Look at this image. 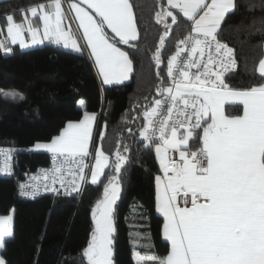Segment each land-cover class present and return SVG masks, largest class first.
I'll list each match as a JSON object with an SVG mask.
<instances>
[{
    "label": "snow or ice",
    "instance_id": "1",
    "mask_svg": "<svg viewBox=\"0 0 264 264\" xmlns=\"http://www.w3.org/2000/svg\"><path fill=\"white\" fill-rule=\"evenodd\" d=\"M236 9V0H161L157 5L155 17L164 31L154 59L157 67L165 64L167 83L160 77L159 98L144 108L139 143L154 152L159 165L155 207L170 251L165 257L135 252L136 264H264V82L230 86L226 76L236 65L235 51L219 38L225 17ZM5 20L11 45L27 48L48 41L86 56L104 85H122L134 72L133 59L118 46L135 48L139 39L130 0H45L22 10L21 21L14 14ZM181 23L185 34L165 63V42L172 26ZM0 50L8 55L13 49L0 41ZM258 71L264 80V59ZM0 96L24 99L15 91L0 90ZM79 105L86 102L81 99ZM237 108L242 113L232 114ZM96 124L97 114L85 111L83 119L68 122L50 142L34 145L52 155L53 168L44 174L46 191L69 196L79 194L89 176L92 184L98 182L110 156L102 147L104 132L100 144L93 139ZM190 141L198 145L195 150ZM122 147L112 161L116 173L130 159L131 149ZM7 159L0 172L11 174ZM19 188L21 196L35 198L40 192L34 184ZM120 194L114 178L92 209L94 226L82 250L87 264H114ZM11 222L12 216H0V250L6 238L14 237ZM146 238L149 243L142 247L151 248ZM0 264H7L2 255Z\"/></svg>",
    "mask_w": 264,
    "mask_h": 264
},
{
    "label": "trees",
    "instance_id": "2",
    "mask_svg": "<svg viewBox=\"0 0 264 264\" xmlns=\"http://www.w3.org/2000/svg\"><path fill=\"white\" fill-rule=\"evenodd\" d=\"M42 2L45 0H0V41L4 40L6 15L14 14L20 21L22 10ZM130 2L139 39L133 42L135 48L118 45L134 61V72L122 85L102 84L91 59L61 46L21 49L14 45L8 55L0 50V90L24 97L6 100L0 96V146L16 149L12 174L0 175V216L14 209V237L6 238L1 250L7 264H87L82 250L94 226L92 209L114 178L121 187L114 214V264H136L133 249L155 257H165L169 252V242L162 235L163 218L155 207L159 165L154 152L139 143V131L145 126L144 108L159 98L156 89L160 77L167 83L165 64L157 67L154 59L164 31L155 17L161 0ZM236 3L235 14L225 17L219 38L237 50L238 67L226 76V82L243 89L264 82L258 71L264 56V0ZM172 27L174 31L162 50L165 63L175 51L176 40L185 34L183 23ZM81 99L86 102L84 107L79 105ZM85 111L98 114L93 139L100 144L99 133L103 131L102 147L110 156L101 178L96 184L90 182L81 195L22 198L21 180L49 164L48 152L31 148L51 140L69 121L81 119ZM241 112L242 108L232 110V114ZM122 145L131 149L127 153L130 159L116 173L112 161L118 148L123 152ZM190 146L198 147L192 141ZM146 237L151 238V248L142 247L149 243Z\"/></svg>",
    "mask_w": 264,
    "mask_h": 264
},
{
    "label": "built area",
    "instance_id": "3",
    "mask_svg": "<svg viewBox=\"0 0 264 264\" xmlns=\"http://www.w3.org/2000/svg\"><path fill=\"white\" fill-rule=\"evenodd\" d=\"M220 40L224 43H227L228 46L233 48L235 51L236 65L229 72V73H231V72L235 71L238 67L237 50L233 45L229 44L225 40H222V39H220ZM145 125H146V121H145ZM195 149L196 148H194L193 150H195ZM15 154H16V149L14 147L0 146V166H3V164L5 163V157H8L7 163L10 165V173L11 174L13 172ZM89 163L92 165L94 163V160H92L91 156L89 157ZM52 168H53V161H52V155L50 154L49 164L46 166H41V167L37 168L35 171L27 173L25 175V177L21 180L20 185L21 184H26V185H33L34 184V185H36L40 189V192L37 196H35V198L42 196V195L54 194L51 191L45 190V185H47L49 183V181L44 179L45 172L52 169ZM3 174H5V173L0 172V175H3ZM7 175H10V174H7ZM90 182H91V180H90V176H89L88 183L86 185L82 186V190L79 192V194H72V195H81ZM57 187H59V185H57ZM19 193H20V188H19ZM54 195H56V194H54ZM21 197L24 199H34L32 197H29V196H21Z\"/></svg>",
    "mask_w": 264,
    "mask_h": 264
},
{
    "label": "crops",
    "instance_id": "4",
    "mask_svg": "<svg viewBox=\"0 0 264 264\" xmlns=\"http://www.w3.org/2000/svg\"><path fill=\"white\" fill-rule=\"evenodd\" d=\"M29 18H30V14H29ZM21 21V20H20ZM17 22H19V21H17ZM24 39L26 40V41H30V36L27 34V33H25V36H24ZM10 40H11V38L7 35V32H6V27H5V32H4V42L6 43V44H8L9 46H14V45H11V43H10ZM44 44H52V45H55V44H53V43H50V42H48V41H45V43ZM44 44H41V45H44ZM16 45H18L19 46V44H16ZM41 45H29V47H27V48H21L20 46V48L21 49H28V48H33V47H37V46H41ZM56 46H59V45H56ZM62 47V46H61ZM123 49V48H122ZM68 50V49H67ZM124 50V49H123ZM125 51V50H124ZM262 59H264V56H263V58ZM96 68V67H95ZM97 70V69H96ZM98 73V72H97ZM99 78H100V80L102 79L100 76H99ZM131 78V77H130ZM130 80V79H129ZM128 80V81H129ZM125 82H127V81H125ZM226 112H227V110H226ZM90 113H93V112H90ZM242 113V112H241ZM241 113H239V114H241ZM239 114H235V115H239ZM81 119H83V117L81 118ZM81 119H79V120H81ZM79 120H75V121H69V122H76V121H79ZM97 121H98V114H97ZM97 125V124H96ZM66 126H67V124H66ZM65 126V127H66ZM64 127V128H65ZM105 127V126H104ZM104 127H103V130H104ZM63 128V129H64ZM95 129H96V127H95ZM95 129H94V134H95ZM60 134V133H59ZM58 134V135H59ZM57 136V135H56ZM93 137H94V135H93ZM54 138V137H53ZM51 140H49V141H44V142H37V143H47V142H50ZM32 150H34V151H44V150H35V148H34V146L31 148ZM44 152H46V151H44ZM93 166H94V163H93ZM93 170H94V168H93ZM159 174H160V172H159ZM101 178V177H100ZM12 223H13V220H12ZM11 226L13 227V225L11 224ZM163 235V234H162ZM170 251V250H169ZM0 255H2L1 254V250H0Z\"/></svg>",
    "mask_w": 264,
    "mask_h": 264
},
{
    "label": "rangeland",
    "instance_id": "5",
    "mask_svg": "<svg viewBox=\"0 0 264 264\" xmlns=\"http://www.w3.org/2000/svg\"><path fill=\"white\" fill-rule=\"evenodd\" d=\"M13 215H14V209H12V210L10 211L9 214L2 215V216H12V220H13ZM11 224H12V222H11ZM169 245H170V243H169ZM169 250H170V246H169ZM135 252H136L135 249H133V258H134V253H135ZM141 255H143V254H141ZM134 261H135V263H136L135 258H134Z\"/></svg>",
    "mask_w": 264,
    "mask_h": 264
}]
</instances>
